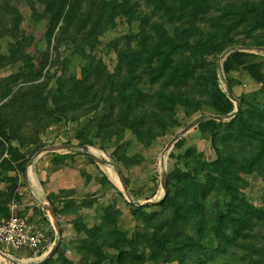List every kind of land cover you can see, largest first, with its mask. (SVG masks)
<instances>
[{
  "label": "trees",
  "instance_id": "obj_1",
  "mask_svg": "<svg viewBox=\"0 0 264 264\" xmlns=\"http://www.w3.org/2000/svg\"><path fill=\"white\" fill-rule=\"evenodd\" d=\"M77 1L74 0L75 5ZM161 1L165 5L174 0ZM177 1L181 21L187 17L192 21H184L175 27L174 32L162 22H151L146 16H138L132 0H115L109 4L112 22L125 15L130 20L140 21V27L119 52L107 101L116 99L120 103V112L115 117L113 105L108 116L131 130L140 142L151 143L169 129L180 127L176 114L179 108H185L191 114L207 109L210 115L200 118L195 126L211 138L217 159L205 163L203 154L195 149L181 157L180 162L186 171L177 170L166 175L167 196L155 204L161 211L149 213L146 209L153 208L149 205L139 206L132 212L134 220L143 226V231L135 233L132 239L119 235L116 230L121 211L106 209L105 224L92 229L77 226L78 233L84 235L79 244L96 254L97 261L93 264H145L149 260L162 264H262L264 245L252 243L249 237L256 228L264 225V209L250 205L241 197L240 191L246 186L243 174L257 173L264 180V102L257 101L256 96L242 95L237 99L239 106H236V101L222 87L220 76L232 90L234 80L230 75L242 69L263 86L264 96V65L257 62L258 56L264 52L236 50L223 61V74L218 72V64L205 73L199 72L192 60L185 56L192 49L193 34L188 23L206 15V6L212 0ZM69 2L71 0H56L57 11L50 9L52 31L65 16ZM210 29L208 39L204 38L199 45L202 53L223 50L218 46L229 41L232 35H244L253 40L243 46L264 50V0L228 7L222 15L211 18ZM10 60L13 56L7 59ZM25 63L29 64V61ZM48 63L50 61L46 60L39 70L31 68L27 75L40 79ZM197 88L202 89L206 98L198 100L192 95ZM10 94L11 90L6 97ZM26 98L33 102V106L21 107L16 114L22 120L39 123L40 127L32 133H24L7 118L5 110L13 102L0 107V183H11L8 192L0 191V216H9V204L21 199L17 193L18 180L9 177L8 173L26 172L28 162L22 150L39 144L42 131L50 123L76 121L77 110L87 104L93 105L96 100L91 96L88 84L75 86L70 93L60 92L58 96L51 91L46 94L45 86H37L28 91L23 100ZM49 99L52 108L47 106ZM91 108L85 113L98 109L97 106ZM97 123L99 132L103 131L104 126L100 121ZM86 129L91 131L90 126ZM85 138L86 135L79 146H93ZM14 142L18 146H14ZM182 144V140L179 141L176 148H181ZM71 151L82 152L81 148ZM66 159L67 155H59L53 162ZM125 182L128 186V181ZM128 191L136 200L132 191ZM226 191L234 195L228 203L229 213L221 210L219 202ZM91 206L89 204L88 208ZM107 246L114 248L117 254L105 255L102 247ZM43 264L78 263L60 256L51 257Z\"/></svg>",
  "mask_w": 264,
  "mask_h": 264
},
{
  "label": "rangeland",
  "instance_id": "obj_2",
  "mask_svg": "<svg viewBox=\"0 0 264 264\" xmlns=\"http://www.w3.org/2000/svg\"><path fill=\"white\" fill-rule=\"evenodd\" d=\"M112 1L115 2V0H78L75 5L74 0H71L65 10V16L52 31L50 9L56 10V0H0V107L13 102L5 110L7 118L21 127L24 133H32L35 128L40 127L39 123L22 120L16 114L21 107L33 106V102L23 98L28 91L37 86H45L46 94L51 91L58 96L60 92L67 94L75 86L88 84L91 86V96L96 97L91 106L98 108L86 114V109H92L90 104H87L75 113L76 121L50 123L48 128L42 131L39 144L29 145L22 150L28 162L29 177H31L29 164L33 162L35 164L41 156L52 159L59 155H67L68 163L66 164V160L57 161L55 168L59 167V170L65 166L74 168L79 173L77 179L80 183H84V186L79 187V183L73 180L71 185L75 188L66 192L70 199L64 201L67 204L63 211L65 219L61 218L62 223H60V226L61 224L63 226V228L61 226L60 243L59 236L52 229L50 221L42 218L37 221L31 220L42 227L48 236V249L37 255L39 258L52 252L50 258L61 256L78 264L95 263L97 261L95 253L90 252L87 247H77V243H80L81 237L84 236L82 232L78 233L77 226L92 229L105 224L106 209H113L122 213L116 227L119 235H126L132 239L135 233L143 231L142 224L134 220L132 212L146 203L153 205V208L146 209L147 212L161 211V208L155 204L164 196L162 180L164 176L177 170L186 171L183 162H180L181 157L189 150L195 149L197 153L203 154L202 161L205 163L217 159L211 138L201 133L195 126L200 118L210 115L207 109L191 114L185 108H179L176 114L180 127L169 129L164 136H159L151 143L140 142L131 130L114 122L111 116H108L113 105L115 117L120 112V103L116 99L107 101L113 87L111 81L118 66L119 52L126 47L129 39L138 33L140 27V21L130 20L125 15L118 16L112 22V8L109 6ZM247 1L262 0H212L206 6V15L200 16L192 24L188 23L193 38L192 49L186 52L185 56L192 60L199 72L205 73L213 65L218 64V72L223 74L221 68L225 60H222L223 56L233 49L248 48L249 46L243 44L253 42L244 35H232L229 41L218 46L223 50L210 53L199 51L201 41L204 38L208 39L211 31V18L222 15L228 7L241 5ZM132 2L138 16H146L151 22H162L171 32H174L175 27L182 25L184 21H192L189 17L181 21V16L177 13L180 8L177 0L165 5L161 4V0H132ZM69 14L72 16L70 19ZM257 48L253 47V49ZM252 52L255 53L257 50ZM12 56L13 60L7 61ZM27 60L29 64L25 63ZM46 60L50 63L45 65L43 77L35 80L31 75H27L33 67L39 70ZM257 62L264 65V53L258 56ZM230 78L234 80L232 92L236 98V106H239L237 99L242 95L251 98L256 96L257 101L264 102L263 86L249 73L241 69L233 72ZM220 82L227 90L223 76H220ZM10 90L11 94L6 97ZM201 90L197 88L192 94L198 100L206 98ZM18 95L20 96L17 98ZM47 106L52 108L51 99L47 100ZM98 121L104 126L101 132L96 127ZM190 125L191 129L181 135V132ZM87 126L91 127V131L86 129ZM85 135L87 137L85 139L92 142L93 146L81 148L82 152L68 150L44 153V149L50 146L79 145ZM176 136H180L182 147L176 148L178 141L169 148ZM13 145L18 146V143L14 142ZM87 153L105 161V164L94 161ZM12 173L14 176H9L10 172L8 176L18 180V193L26 184L25 173ZM120 176L128 181L127 187L136 200H133L129 191L125 190ZM242 178L246 186L240 191L241 197L253 207L264 209V180L257 173L243 174ZM233 197L232 192L226 191L219 198L222 211L229 213L228 203ZM16 202L18 204L22 201L20 199ZM89 204L92 206L88 208ZM249 240L256 245H264V225L256 228ZM102 250L107 256L117 254V251L110 246L102 247ZM145 264L162 263L149 260Z\"/></svg>",
  "mask_w": 264,
  "mask_h": 264
},
{
  "label": "crops",
  "instance_id": "obj_3",
  "mask_svg": "<svg viewBox=\"0 0 264 264\" xmlns=\"http://www.w3.org/2000/svg\"><path fill=\"white\" fill-rule=\"evenodd\" d=\"M53 159L54 158L47 159L41 156L35 164L34 162L29 164L31 177L28 176L27 170V173L24 175L26 184L18 191V195L21 197L22 202L17 204V202L14 201L9 204V208L12 204H17L19 207L17 212L19 216L29 219L31 223H33L31 220L37 221V219H45L46 221H50L51 227L56 233L57 228H59L62 233V224L60 226V223H62L61 218L65 219L63 211L67 204V202L64 201L70 199L69 195H66V192H68V189L75 188L71 185L73 180L79 183V187L84 186V183H80V180L77 179L79 173L75 171L74 168L68 166L60 170L59 167L55 168L56 164L52 161ZM65 162L67 164L68 160ZM9 176H14V174L10 172ZM69 176H74V178ZM9 188V182L0 183L1 192L6 193ZM55 210L57 213H55ZM51 211L55 213L57 221L53 218ZM78 246H80L79 243H77V247ZM46 247L47 244L44 249L38 252L30 250L15 252L5 250L0 246V264H43L50 258L49 255L52 252H49V254L46 256L44 255L42 258L37 257V255L43 253L45 249H48V247Z\"/></svg>",
  "mask_w": 264,
  "mask_h": 264
},
{
  "label": "built area",
  "instance_id": "obj_4",
  "mask_svg": "<svg viewBox=\"0 0 264 264\" xmlns=\"http://www.w3.org/2000/svg\"><path fill=\"white\" fill-rule=\"evenodd\" d=\"M18 205L10 206L9 216H0V246L5 250L34 252L44 249L48 242L45 230L19 216Z\"/></svg>",
  "mask_w": 264,
  "mask_h": 264
},
{
  "label": "water",
  "instance_id": "obj_5",
  "mask_svg": "<svg viewBox=\"0 0 264 264\" xmlns=\"http://www.w3.org/2000/svg\"><path fill=\"white\" fill-rule=\"evenodd\" d=\"M236 50H240V51H250V50H257V51H258V50H259V51H263V52H264L263 49H253V48H238V49H233V50H231L230 52H233V51H236ZM228 54H229V53H228ZM228 54L226 53V54L223 56L222 60H224V59L226 58V55H228ZM227 91H228L230 97L236 101V98H235V96H234L232 90H231L228 86H227ZM236 111H237V110H236ZM220 118H222V117H218V119H220ZM224 119H226V117H225ZM191 127H192L191 125L188 126L185 130H183V131L181 132V135L186 134V133L191 129ZM179 139H180V136H176V137L171 141V143H170V145H169V148H170L172 145H174V143L178 142ZM76 148H86V147H81V146H79V145H73V144H69V145L64 144V145H57V146H50V147H47V148L44 149V151H45V152H59V151L73 150V149H76ZM87 154H88V155H89L94 161H97V162H99V163H101V164H105V161L99 159L98 157L92 155L91 153H87ZM120 177H121V176H120ZM120 179H121V182H122V184H123L125 190H128L127 184H126L125 180L123 179V177H121ZM162 185H163V189H164V196H163V198H164L165 196H167V193H168V191H167V185H166V176H164V178H163V180H162ZM151 204H152V203H146L145 205H140V206H149V205H151ZM51 213H52V216H53V218L55 219V221H57V218H56L55 213H54L53 211H51ZM57 233H58V236H59V243H60V240H61V231H60L59 228H57ZM54 251H56V249H55ZM54 251H53V252H54ZM50 256H52V253L49 255V257H50Z\"/></svg>",
  "mask_w": 264,
  "mask_h": 264
}]
</instances>
